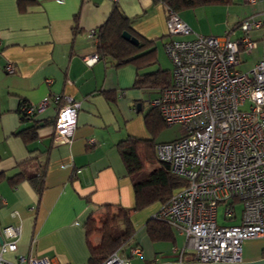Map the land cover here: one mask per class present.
Here are the masks:
<instances>
[{"label": "crops", "instance_id": "crops-1", "mask_svg": "<svg viewBox=\"0 0 264 264\" xmlns=\"http://www.w3.org/2000/svg\"><path fill=\"white\" fill-rule=\"evenodd\" d=\"M25 3L20 9L18 0H0V245L5 240L1 229L20 225L17 247L6 252V258L48 256L61 264H87L84 222L89 215L103 212L106 204L134 205L132 182L116 145L128 136L151 139L145 115L160 91L135 87L137 69L131 63L114 66L99 58L86 64L83 58L97 53V38L88 33L118 6L136 33L154 40L158 64V46L166 53L164 42L169 39L166 7L162 0ZM249 4L256 6L249 16L259 14L261 4ZM217 6L227 5L198 6L179 15L196 33L222 35L226 29L209 27ZM255 53L258 57V50ZM8 63L13 65L12 72L6 70ZM149 67L141 72L166 69ZM56 93L69 94L79 103L77 124L68 143L52 140L55 105L34 119L20 114L22 105ZM28 128L34 130L33 136L25 137ZM159 205L131 211L134 233L115 250L129 264L191 261V249L184 247L183 236L175 228L173 240L149 238L146 222ZM222 217L219 223L216 215L220 225L238 224L241 212L238 218L236 214ZM89 239L97 244L100 237L94 234ZM134 247L140 252H133ZM263 253V238L243 242V261L258 259ZM19 262L28 264L27 260Z\"/></svg>", "mask_w": 264, "mask_h": 264}, {"label": "built area", "instance_id": "built-area-1", "mask_svg": "<svg viewBox=\"0 0 264 264\" xmlns=\"http://www.w3.org/2000/svg\"><path fill=\"white\" fill-rule=\"evenodd\" d=\"M247 2L260 3L261 8L256 16L239 20L243 33L238 37H231L229 31L196 33L179 13L166 8L169 39L164 49L171 62L172 84L161 89L151 104L165 124L181 123L184 134L156 143L155 152L186 183L151 217L166 221L183 236L184 247L191 249L190 262H239L245 240L264 239V0ZM88 34L97 38L94 30ZM256 50L251 70H237L240 56ZM98 59V53L83 58L88 65ZM13 69L11 63L6 65L8 72ZM50 104L56 108L52 140L68 143L79 109L71 95H44L20 110L35 118ZM235 201L243 204L240 223L218 224L217 206L225 203L223 214L231 217ZM1 232L5 240L0 245V264H19L20 260L61 264L48 256L6 258L4 254L17 247L21 226L6 225ZM101 264L129 261L114 251Z\"/></svg>", "mask_w": 264, "mask_h": 264}, {"label": "trees", "instance_id": "trees-1", "mask_svg": "<svg viewBox=\"0 0 264 264\" xmlns=\"http://www.w3.org/2000/svg\"><path fill=\"white\" fill-rule=\"evenodd\" d=\"M166 8L180 13L185 9L206 5H228L233 0H162ZM25 0H18V6L23 9ZM239 21L228 31L231 32ZM96 50L99 58L106 59L114 66L128 63L135 65L137 75L133 85L135 87H151L163 89L172 84L171 70L157 68L153 71L141 72L146 67L156 63L154 40L140 36L132 27L131 20L118 6H114L106 19L96 30ZM123 31L129 32L138 39L137 44L122 37ZM20 114L24 119H34L25 113ZM145 123L152 133L151 139L128 136L120 140L116 147L129 176L134 193V205L126 208L120 205H104L105 210L96 215H89L84 222V229L89 245V259L87 264H101L123 242L134 233V226L130 219L131 211L142 210L153 204H161L169 199L173 192L183 185L185 179L173 174L169 164L158 160L155 152V136L167 126L158 109L152 105L145 115ZM34 130L28 128L23 134L33 136ZM30 138V137H29ZM170 141V140H169ZM158 143V142H157ZM157 159L159 165L145 172V163ZM12 181H17L14 178ZM146 231L152 241L172 239V227L164 220L150 217L146 222ZM97 234L100 240L97 244L90 241V237ZM264 254V253H263Z\"/></svg>", "mask_w": 264, "mask_h": 264}, {"label": "rangeland", "instance_id": "rangeland-1", "mask_svg": "<svg viewBox=\"0 0 264 264\" xmlns=\"http://www.w3.org/2000/svg\"><path fill=\"white\" fill-rule=\"evenodd\" d=\"M249 5L251 6V4L247 2V0H233L232 4H229L227 6H217L216 9H219L216 14L217 16L213 20L209 18V27L212 30L220 29V28H223V30L226 29V31L229 30L233 25H235L238 22L241 16L244 15L249 16L252 13L250 11H253V9L256 8V6L249 7ZM226 22L228 23L226 24ZM242 33H243L242 30L238 26H236L234 30L230 32V35L231 37H238ZM252 35L257 36V32H252ZM157 56L159 60L158 64L150 66L149 67L150 69L156 68L157 66H161L168 69L171 68L170 59L163 51L160 45L158 46L157 49ZM255 58H256L255 52L250 54H242L240 56L241 63L236 66V69L240 71L251 70V68L254 65ZM183 134H184V130L182 124L174 123L171 125L163 126L162 129L156 134L155 140L156 141L173 140L175 138L181 137ZM157 166H158V160L154 158L146 162L144 171L148 172ZM242 206L243 204L241 202H235L233 204V210L237 218L240 215ZM225 207H226L225 203H221L217 206L216 214H217V221L219 223L223 221L222 214Z\"/></svg>", "mask_w": 264, "mask_h": 264}, {"label": "water", "instance_id": "water-1", "mask_svg": "<svg viewBox=\"0 0 264 264\" xmlns=\"http://www.w3.org/2000/svg\"><path fill=\"white\" fill-rule=\"evenodd\" d=\"M122 37L125 38L126 40L130 41L133 44L138 43V39L131 35L127 31H123L121 33ZM156 264H264V255L258 259L255 260H250V261H239V262H210V263H199V262H170V261H165V262H160Z\"/></svg>", "mask_w": 264, "mask_h": 264}]
</instances>
